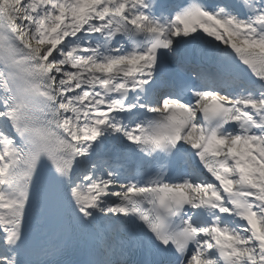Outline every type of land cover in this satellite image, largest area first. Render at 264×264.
<instances>
[{
    "label": "snow or ice",
    "instance_id": "snow-or-ice-1",
    "mask_svg": "<svg viewBox=\"0 0 264 264\" xmlns=\"http://www.w3.org/2000/svg\"><path fill=\"white\" fill-rule=\"evenodd\" d=\"M0 264H264V0H0Z\"/></svg>",
    "mask_w": 264,
    "mask_h": 264
}]
</instances>
